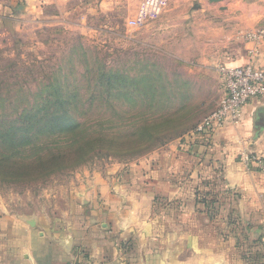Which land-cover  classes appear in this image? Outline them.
Returning <instances> with one entry per match:
<instances>
[{
    "label": "rangeland",
    "instance_id": "374dc122",
    "mask_svg": "<svg viewBox=\"0 0 264 264\" xmlns=\"http://www.w3.org/2000/svg\"><path fill=\"white\" fill-rule=\"evenodd\" d=\"M144 1L20 0L17 9L0 0V126L45 104L50 91L44 88L62 77L67 91L97 90L94 101L91 93L84 105L77 102V118L85 124L81 137L103 146L74 169L61 157L80 136L46 133L25 147L0 146V160L10 158L0 165V198L10 212L59 214L75 186L94 174L209 136L196 130L225 98L223 71L264 68V0H167L158 18L136 28L132 21ZM105 67L107 81L97 80ZM52 152L60 161L50 169L32 164ZM239 196L214 189L209 208L200 210L230 252L242 258L237 246L252 240L264 254V212L242 208ZM156 201L158 210L167 208ZM251 212L259 219L252 221Z\"/></svg>",
    "mask_w": 264,
    "mask_h": 264
},
{
    "label": "crops",
    "instance_id": "0c3cea01",
    "mask_svg": "<svg viewBox=\"0 0 264 264\" xmlns=\"http://www.w3.org/2000/svg\"><path fill=\"white\" fill-rule=\"evenodd\" d=\"M11 1L18 9L20 0ZM263 111L264 98L253 100L238 124L94 174L59 214H15L0 198V264H245L225 248L196 195L211 181L241 192L242 208L264 212V171L243 159L264 156ZM159 199L166 209L158 210Z\"/></svg>",
    "mask_w": 264,
    "mask_h": 264
},
{
    "label": "trees",
    "instance_id": "16d2710c",
    "mask_svg": "<svg viewBox=\"0 0 264 264\" xmlns=\"http://www.w3.org/2000/svg\"><path fill=\"white\" fill-rule=\"evenodd\" d=\"M109 72L110 70L107 67H105L102 71L99 70L97 80L107 81ZM120 81L122 82V80ZM65 85V81H62V77L56 79L55 83L44 88H47V91H50L45 97V104L41 107H34L31 110H24L20 119L14 121L13 123L9 124L4 122V124L0 126V146L5 147L22 145V147H25L30 144L34 138L46 133L52 135L58 132L59 134H65L66 136H68V134L73 135L72 137L80 136L79 140L76 139L74 144L68 147V150L64 155L65 157H61L62 164L68 162L69 165L72 162L70 167L72 169L82 165L90 159L93 156V153L97 151V146L103 147L101 144L97 145L95 143L98 141L96 138L88 136L81 137V135L85 133V124L77 118V102L84 105V100H87V98H89L88 95L91 93L90 100L94 101L98 93L97 90L95 94H93V91L95 90L94 88L91 90V93L82 94L77 92V89L67 91L68 89ZM14 156L16 155H11V159H14ZM50 157H52V161H50ZM9 159L10 158L8 157L7 159H1L0 165L9 163ZM59 161L60 156H56V154H53L52 152L51 156L37 157L36 161L32 164L34 166H42V164H46L50 169V166H53L51 163L57 164ZM41 170L45 171L43 168ZM214 189L215 185L211 181L202 183V185L198 188L197 201L205 210L209 208V197ZM245 237L247 238L250 236L246 235ZM246 244V248L243 249L235 243L239 252L241 254L243 253L242 258L244 260L242 258L241 259L243 261L246 260V264H264V254L261 253L262 251H258L256 248L257 246H254V242L249 240ZM247 260L249 261L247 262Z\"/></svg>",
    "mask_w": 264,
    "mask_h": 264
},
{
    "label": "built area",
    "instance_id": "2783aa9c",
    "mask_svg": "<svg viewBox=\"0 0 264 264\" xmlns=\"http://www.w3.org/2000/svg\"><path fill=\"white\" fill-rule=\"evenodd\" d=\"M167 0H145L132 24L136 28L143 27L149 20L160 16ZM227 78L225 98L220 108L200 125L197 134H214L228 123L238 124L243 117L245 107L257 99L264 98V68L248 65L223 71ZM244 161L255 163L264 171V156L245 153Z\"/></svg>",
    "mask_w": 264,
    "mask_h": 264
},
{
    "label": "water",
    "instance_id": "95a60500",
    "mask_svg": "<svg viewBox=\"0 0 264 264\" xmlns=\"http://www.w3.org/2000/svg\"><path fill=\"white\" fill-rule=\"evenodd\" d=\"M210 1L211 2H220V1H223V0H210ZM260 116H261V119L258 121L257 125L260 128H264V111L261 112Z\"/></svg>",
    "mask_w": 264,
    "mask_h": 264
}]
</instances>
